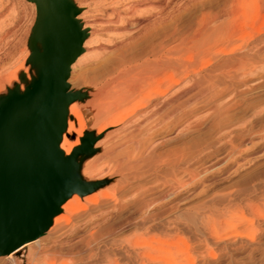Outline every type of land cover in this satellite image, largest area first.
<instances>
[{
  "label": "rangeland",
  "instance_id": "obj_1",
  "mask_svg": "<svg viewBox=\"0 0 264 264\" xmlns=\"http://www.w3.org/2000/svg\"><path fill=\"white\" fill-rule=\"evenodd\" d=\"M70 1L80 10L78 16L82 22L88 23L91 15L98 14L92 0ZM159 2V40L170 32L177 46L176 43L183 38L192 37L191 34H195L201 25L204 27L205 20L206 23L210 20L215 26L225 24L235 28L232 29L235 31L232 36L235 35V43L227 46L228 50L223 53L222 58L232 56L235 57V62L242 58L246 64V70L235 76L232 85L220 88L223 92L220 98L213 102L208 99L201 100L191 109L187 121L185 118L184 121L175 120L174 130H162L159 134V141L162 140L157 153L165 155L170 150L178 154L184 153L192 158L190 168L178 169L177 174L170 173L176 177L170 178L167 166L163 167L164 164L158 162L155 172L150 170L146 171L148 174H139V178L126 183L128 186L124 182L117 184V178L112 177L111 171L107 173L106 168L103 172H98L100 174L93 173V177L87 173L85 176V165L111 144V134L115 137L113 128L105 127L104 138L99 141V145H94L97 154H91L88 149V152L77 155L75 174L85 183H93L99 177L100 180H108L107 185L97 190H105V193L108 190V196H100L94 206L83 203L86 209L78 211L71 218L74 223L89 215L95 217L85 231L88 233L87 231L99 230L100 236L97 238H100H92V247L90 243L89 247L81 243L84 230H80L77 236L69 240H66L69 237L67 235L59 238L58 235L67 228V223L63 221L60 229L42 233L39 242H36L38 245L33 243L34 249L25 247L12 257L0 256V264H264V51L259 47L262 45L264 48V0ZM35 16L33 1L0 0V98L6 96L10 90L30 86L37 79L36 62L29 58V37ZM86 25L89 27V23ZM89 47L88 43L83 44V52ZM260 48V52H256ZM186 53L189 56L190 52ZM193 55L189 59L191 66L187 67L190 68L188 70L199 65L201 68L209 65L205 62L207 56L197 58V55ZM213 56H208V60ZM87 62L81 61L72 66L68 83L70 91L83 96L79 103L88 109L87 115L82 114L86 125L84 131L87 136L95 138L103 123L95 121V109L88 100L91 98L92 87L89 82L93 76V66ZM217 102L221 104L214 106ZM74 118L69 114L68 122L70 120L69 123L73 125L71 130L65 131L67 137L64 135L69 141L76 139L74 129H79V123ZM92 122L100 123L98 128ZM231 129H235V135L227 136L221 143H216L221 132L228 133ZM103 142L108 143L107 146ZM98 162L97 165L102 163ZM142 175L145 176L142 178ZM136 187V192L142 188L145 201L148 198V207L145 205L142 212L132 207L136 199L133 195ZM143 187H146L145 191ZM121 199L126 200L125 207L121 210L111 209L110 206L121 202ZM107 207L115 210L112 216L109 215L110 210ZM107 221L114 226L121 224L122 227H113L116 233L109 228L106 230ZM51 237L59 238L57 242H61L63 251L65 248L70 249L67 254L64 251L60 257L50 256L39 262L35 252L49 247L53 243H49ZM134 243H140L139 246L145 247L146 252L150 249L147 243H153V246L163 249L165 253L161 249H156L157 252L153 250V253L150 249L148 252L153 253L156 258L152 260L147 255L145 257V253L141 252L145 250L138 246L140 256H143L142 259L139 256L138 261L130 253V246Z\"/></svg>",
  "mask_w": 264,
  "mask_h": 264
},
{
  "label": "bare ground",
  "instance_id": "obj_2",
  "mask_svg": "<svg viewBox=\"0 0 264 264\" xmlns=\"http://www.w3.org/2000/svg\"><path fill=\"white\" fill-rule=\"evenodd\" d=\"M92 1V5H94L98 14L91 15V20L88 22L90 28L86 25L88 24L87 22H82V20H80L78 16L80 10L75 6L77 13L74 19L80 23L79 25L81 29H84V38L81 44L82 49L83 44L85 43H88L90 47L89 49H86V51H82L71 65V68L78 62L81 63V61H88L87 63H89L90 66H93V76H91L92 78L90 77L91 80L89 79V86L92 87L90 93L91 98L88 100L91 106L95 109V121L103 123V125L97 130V136L93 145L89 148V152L94 155L97 154L94 145H97L99 141L101 142V139L104 138L106 132H104L103 129L105 127L108 126L113 128L114 132H112L113 130L111 132L115 133V137L114 134H111V137L113 138H111L113 140L112 142L110 141L111 144L107 143V146L104 141L105 143H103L107 147L104 148L96 158H93L94 160L85 165V176H87V174H92L93 177V175H95L93 173L97 174L98 172H103L104 168H106V172L111 171V174H113L112 177L115 176L117 178V184H122L123 182L129 184L130 181L139 178V176L146 171L153 170V172H155L158 162L163 163L165 165L162 164L163 167L167 166L169 174L168 172L165 173H167L168 176L173 173L177 174L176 170L178 169L188 170L190 168V159L192 158L188 157L186 154H178L175 151L170 152L171 150L165 155H159L157 153L162 140L159 141V134L162 130H174L175 120L179 121L182 119V121H184L183 118H185V121H187V116L191 113V109L201 100L208 99L212 102L213 100L216 101V99L220 98L223 93L220 88L222 86L226 87L228 84L232 85L231 83L235 81V76L237 77L242 71L246 70V64L242 58H239L237 60L238 62H235V57L232 56H229L226 59L222 58L223 53L228 50L227 46L235 43V41H233L235 35L232 37L235 32L234 30L233 32L232 29L235 28H231V26L225 24L215 26L216 24L214 25L213 23H210V20V22L207 21V23L205 20L206 25L203 24L204 27L201 25V28L198 29L195 34H191L192 37L189 35L190 38H187L188 36L183 38V40H180L179 43H176L177 46H175V38L170 32L166 33L161 40L157 38L158 14L161 4L159 0ZM66 2L67 4H72L70 0H66ZM33 7L36 9L34 2ZM198 26H200V24ZM101 36H104V38L101 39ZM87 38H89V40H86ZM29 44L31 53H44L45 47L40 39H36L33 43L29 42ZM259 47L264 51L262 45ZM261 48L258 49V51L256 50V52H260L259 50H261ZM186 52H190V54L192 52V54H189L188 56ZM193 53L197 55V58L198 56H207L205 62L209 63V65L207 64L208 66L206 68H201L200 65H195L197 66L196 68L188 70L190 68L187 69V67L191 66L189 64V59L191 60ZM212 55L214 56L208 60V56L210 57ZM184 56L189 58L186 59ZM34 62H36L37 68L36 81L28 87L21 86L19 90H10L6 96L0 98V104H7L10 101L11 96L15 94L23 98L22 110H27L30 102L26 99V92L36 90L40 82L43 67L42 61ZM193 64L196 63L193 61ZM22 84L24 85V83ZM82 99L83 96L81 95L71 96L64 106L62 128L57 144V148L60 151L62 158L70 157L76 148L83 145V140L87 137V134H85L84 131V126L86 125H84L85 120L84 122L82 120V114L86 113L84 115H87L88 109L79 103ZM220 104V102H217L214 106H219ZM69 114L70 116L73 115L75 117L74 119L79 123V129L77 128V131L74 129L76 133V139L74 141L67 140V135H65V131L67 132L68 130H71L73 125L69 123L70 120L68 122ZM13 121L16 123L15 119H13ZM94 122H92V125H97L98 128L100 123L97 124ZM185 123L186 122H184V125ZM0 126L5 130H8V127L4 124L1 118ZM233 134L235 135V129H231L228 133L226 131L225 133L221 132L217 136L216 143H221L227 136ZM108 137L110 138V136ZM98 161L102 162L98 164L100 167L97 165ZM74 168L76 173V163ZM162 173H164V171H162ZM104 174L106 175V173ZM146 174L148 173L146 172ZM145 175H142V178ZM173 176L174 175H171L170 178ZM100 179L101 178L99 177V180H96L93 183H85L81 178H77L76 176L66 180L67 184L74 187L75 181H78V187H81V189L71 192L58 206V212L49 218V223L44 232L48 233V231L53 232L60 229L62 222L65 221V223H67V228L58 235L59 238L67 235L69 237L66 238V240H69L72 237L77 236L80 233V230H84L81 239L83 246H87L91 240L93 242L94 237L97 238L100 231H87L88 233L85 231L89 227V223L93 221L91 220L93 218L91 217L92 215H89L84 220L78 219L79 221H75L74 223L71 222V218H73V215H77L75 213H78V211H84L86 209V206L83 203L92 204L94 206L97 204L100 196L102 197V195H106L108 190L106 193L104 192L105 190H97L103 185H107L108 180ZM143 188L145 191L146 187ZM141 189L136 192V187L135 193L133 194L136 197V201L134 200V206L132 207L139 212L144 211L145 205L148 207V198L146 201L144 200ZM121 200V202H116L111 205V209L121 210L124 208L126 200ZM108 208L109 207L106 209ZM115 210H110L109 215L112 216ZM106 213L107 216H109L108 212ZM107 222L108 226L106 225L105 227L104 225L106 230L109 228L111 229L110 231H115L117 229L116 227L119 226L116 225V221H114L116 226H114L113 223H110V221ZM110 231L107 232L109 235ZM58 239L56 237L52 238L49 240V243L52 241L53 243L49 247L41 248L40 251L35 252L36 259L39 262L48 259L50 256H56V258L58 256L60 257L63 255L64 251L65 254H67L70 248H65L63 251V248L61 247L62 245L60 244L61 242H57ZM39 240L40 236L22 244L10 253L2 254L0 256H6V258L12 257L14 253L25 247L32 250V248L34 249L33 243L39 242ZM147 244L150 247L151 250H149L151 252H153V250L156 251V249H161L153 246V243L152 245L151 243ZM89 245L92 247L91 243ZM139 245L140 243H134L130 246V253L136 260L141 257L139 250L145 248H142V245ZM138 246L140 249H138ZM68 247L70 246L68 245ZM161 250L165 253L163 249ZM148 251L146 252L145 250L141 252H144V256L147 255V258L149 257V259L156 260L155 255H153L154 252L150 254L151 252ZM32 252L34 253V251ZM142 258L143 256L141 259Z\"/></svg>",
  "mask_w": 264,
  "mask_h": 264
},
{
  "label": "water",
  "instance_id": "obj_3",
  "mask_svg": "<svg viewBox=\"0 0 264 264\" xmlns=\"http://www.w3.org/2000/svg\"><path fill=\"white\" fill-rule=\"evenodd\" d=\"M30 1L36 5V16L29 41L40 39L45 51L29 56L42 61L43 67L36 90L26 92L27 110L15 94L0 104V118L8 127L0 126V255L39 237L58 206L81 189L78 181L74 187L66 180L76 176L77 155L88 152L96 138L85 137L68 158L57 148L64 106L79 94L69 90L67 80L83 51L84 29L74 19L76 7L66 0Z\"/></svg>",
  "mask_w": 264,
  "mask_h": 264
}]
</instances>
